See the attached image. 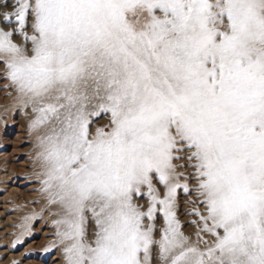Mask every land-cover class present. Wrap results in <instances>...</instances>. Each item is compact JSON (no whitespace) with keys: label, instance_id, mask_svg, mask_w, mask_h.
Instances as JSON below:
<instances>
[{"label":"snow or ice","instance_id":"1","mask_svg":"<svg viewBox=\"0 0 264 264\" xmlns=\"http://www.w3.org/2000/svg\"><path fill=\"white\" fill-rule=\"evenodd\" d=\"M0 7L6 87L31 109L39 191L57 209L42 252L59 246L63 264H264V0ZM46 210L22 218L13 248Z\"/></svg>","mask_w":264,"mask_h":264},{"label":"rangeland","instance_id":"2","mask_svg":"<svg viewBox=\"0 0 264 264\" xmlns=\"http://www.w3.org/2000/svg\"><path fill=\"white\" fill-rule=\"evenodd\" d=\"M4 10H6V9L0 7V11H4ZM16 39L19 40V37H16ZM3 71H4L3 65L0 64V109H1L0 111H3V112H0V120H1L0 121V126H1V128H0V135H1L0 136V144H1L0 145V160H1L0 161V264H12V262L14 260L20 261V264H63V256H62L63 254H61L62 250H60V253H58V248H57L58 246L56 248L52 249L48 253L42 252L43 248H32V247H30V244L33 242V240L39 241V242L42 241V243H45L46 241L51 242V241H55V239H56V237L54 235L55 232L50 230V228L46 227L47 226L46 222L43 223L42 220H40L41 219L40 216L37 217L36 221L33 222V236L31 238H27L26 243H24L23 246H16L15 248H13V246H12V242L15 239L17 232L20 230L18 227L19 223H17V220L19 222L20 218L28 215V212H29V214H31V212H38L39 211L37 208V204H38L37 201L38 200H36V198L41 193L38 190L39 189L38 187H40V184H38L39 180L37 179L38 175L35 173H32L33 172L32 170L36 171V170H38L37 168H39L38 165L36 166V164L34 162L35 156H32L33 151L37 152V150H38L37 147L35 146V144H36L35 143L36 142L35 134L34 133L31 134V132L29 131V128L27 127L29 125V122L26 120V118H24V123H25L24 126L25 127L20 126V124H19L20 108L18 107V105L16 106V108L14 107V110H12V112H7V110H4L5 106L10 102L9 100H12L14 102L15 98H13L14 96L11 97V94H10V93H12L11 91L13 90V88L6 87V85L9 84V81L4 78ZM5 88H8L9 91H8V89H5ZM2 90H4V91H2ZM6 102H7V104H6ZM4 111H6V112H4ZM7 113H9V114H7ZM102 124H103V121H102V117H101L99 120L96 121V125H102ZM5 128H7V129H5ZM27 135H29V136H27ZM4 137H5V139H4ZM33 138H34V140H33ZM13 141L17 142L16 146H18L22 149L17 148L15 146V142H13ZM3 142H5V143H3ZM2 144H4L5 146H2ZM27 144L29 145L28 147H27ZM32 146L34 147V149ZM26 148H29V149H26ZM35 149H37V150H35ZM24 150L25 151L27 150V152H25ZM11 151H14V152H11ZM28 151H30V152H28ZM36 152H34V153H36ZM7 156H9V157H7ZM32 161L34 162V164ZM9 165H14L16 167L17 172L15 171L14 175H13V173L10 176L8 175L9 174ZM30 166L33 169H31ZM30 171H32V172H30ZM19 172H22L20 174L21 176L16 175ZM28 172H29V174H28ZM14 190H15V192H14ZM37 190H38V192H37ZM24 192H25V194H24ZM14 194H16L17 196ZM20 196H22L23 198L21 199ZM34 198H35V200H34ZM16 206H17V208H16ZM21 206H22V208H21ZM24 206L27 208L25 209ZM28 206L30 207V209L28 208ZM39 225H41V226L39 227ZM42 237H44V238H42ZM40 239H41V241H40ZM29 251L33 252L34 254L25 257V253L29 252Z\"/></svg>","mask_w":264,"mask_h":264},{"label":"bare ground","instance_id":"3","mask_svg":"<svg viewBox=\"0 0 264 264\" xmlns=\"http://www.w3.org/2000/svg\"><path fill=\"white\" fill-rule=\"evenodd\" d=\"M2 88V87H1ZM4 88V87H3ZM5 89H8V88H5ZM2 91H4V90H2ZM7 91V90H6ZM8 91H9V89H8ZM12 93H10L11 94V97H13V98H15V101L13 102L12 100H9L10 102L7 104V102H6V106H5V108H4V110H7V112H12V110H14V107L16 108V106H17V102H16V92H15V90L13 89L12 91H11ZM5 94V93H4ZM9 95V94H8ZM10 97V96H9ZM10 97V98H11ZM5 98V97H4ZM12 101V102H11ZM4 102V101H3ZM5 103V102H4ZM3 103V104H4ZM18 109V108H17ZM1 110V109H0ZM3 110V109H2ZM19 110V109H18ZM0 112H3V111H0ZM4 112H6V111H4ZM7 114H9V113H7ZM19 115H20V120H19V124H20V126L22 127V126H24L25 125V123H24V118H26V120L29 122L30 121V119L32 118V113H31V109H27V110H25V109H22V108H20V113H19ZM7 116V115H6ZM5 116V117H6ZM9 116V115H8ZM3 117V116H2ZM1 117V118H2ZM10 117V116H9ZM14 117V116H13ZM9 119V118H8ZM14 119V118H13ZM5 120V119H4ZM15 120V119H14ZM1 121V120H0ZM102 121H103V123H105V121H106V117H102ZM27 123V122H26ZM18 124V123H17ZM5 125V124H4ZM8 125V124H7ZM6 125V126H7ZM5 126V127H6ZM18 126V125H17ZM95 126L96 125H94L93 126V129L95 128ZM19 127V126H18ZM25 127V126H24ZM28 127V126H27ZM0 128H1V126H0ZM20 128V127H19ZM5 129H7V128H5ZM18 129V128H17ZM4 130V129H3ZM3 132V131H2ZM5 134V133H4ZM32 134V133H31ZM34 135V134H33ZM1 136V135H0ZM4 136V135H3ZM2 136V137H3ZM27 136H29V135H27ZM1 137V138H2ZM4 139H5V137H4ZM18 139V138H17ZM29 139V138H28ZM16 140V139H15ZM20 140V139H19ZM33 140H34V138H33ZM36 140V139H35ZM6 141V140H5ZM13 142H15V141H13ZM34 142V141H33ZM3 143H5V142H3ZM16 143L17 142H15V146H16ZM20 143V142H19ZM18 143V144H19ZM36 143V142H35ZM12 144V143H11ZM1 145V144H0ZM32 145V144H31ZM2 146H5L4 144H2ZM29 145L27 144V147H28ZM34 146V145H33ZM32 146V147H33ZM35 146H36V144H35ZM17 148H20V147H18V146H16ZM26 147V146H25ZM8 148V147H7ZM14 149V148H13ZM20 149H22V148H20ZM26 149H29V148H26ZM33 149H34V147H33ZM35 150H37V149H35ZM25 151V150H24ZM33 151V150H32ZM11 152H14V151H11ZM25 152H27V150L25 151ZM28 152H30V151H28ZM34 152H36V151H33V153H32V156H36L35 154L36 153H34ZM31 154V153H30ZM29 154V155H30ZM10 155V154H9ZM31 156V157H32ZM7 157H9V156H7ZM12 158V157H11ZM10 159V158H9ZM1 161V160H0ZM3 161V160H2ZM8 162V161H7ZM6 162V163H7ZM33 162V161H32ZM34 162H35V164H36V166L38 165L37 163H36V160H35V158H34ZM34 162H33V164H34ZM12 163V162H11ZM32 164V163H31ZM34 166V165H33ZM31 167V166H30ZM38 167H39V165H38ZM21 168V167H20ZM36 168V167H35ZM31 169H33L32 167H31ZM38 170H36V171H34V170H32V171H30V172H32V173H35V174H38L39 173V171H40V168H37ZM4 170V169H3ZM17 169H16V167L14 166V165H9V176L10 175H12V173H13V175H14V172L16 171ZM19 171V170H18ZM22 171V170H21ZM27 171V170H26ZM17 172V171H16ZM22 172H19V173H17L16 175L17 176H19L20 174H21ZM31 173V174H32ZM26 174V173H25ZM28 174H29V172H28ZM21 176V175H20ZM16 177V176H15ZM14 178V177H13ZM34 179V178H33ZM38 179V178H37ZM31 180V179H30ZM39 180V179H38ZM37 183V182H36ZM35 183V184H36ZM38 184H40V183H38ZM13 187V186H12ZM37 187V186H36ZM40 187H41V185H40ZM40 187H38L39 189H40ZM14 188V187H13ZM38 189V190H39ZM11 190V189H10ZM38 190H37V192H38ZM14 192H15V190H14ZM22 192V191H21ZM40 192V191H39ZM18 194V193H17ZM24 194H25V192H24ZM40 194V193H39ZM38 194V195H39ZM14 195H16V194H14ZM27 195V194H26ZM25 195V196H26ZM17 196V195H16ZM31 196V195H30ZM21 197V199L23 198L22 196H20ZM34 197V196H33ZM19 198V197H18ZM29 198V197H28ZM194 198V197H193ZM33 200V199H32ZM34 200H35V198H34ZM36 200H38L37 201V208H38V212L37 213H40L41 212V210L43 209V208H45V207H47V210L46 211H43L42 212V215L40 216V220H42V222L44 223V222H46V227L47 228H50V230H52V231H54L55 232V228L52 226V219H54L55 217L52 215V213L53 212H55L57 209L54 207V206H47L46 205V202H45V199H44V197H42V194H40L39 196H37V198H36ZM189 200V196H185V195H183V194H181L180 195V201H181V207H180V219H181V222L185 225L184 226V231H185V233L186 234H191L193 231H194V229H193V227L190 225V224H188L187 223V221L188 220H190V219H192V217H189V216H186V215H184L183 213H184V211L188 208V207H190V205H188V203H187V201ZM30 201V200H29ZM21 202V201H20ZM19 202V203H20ZM19 205V204H18ZM17 205V206H18ZM17 206H16V208H17ZM20 206V205H19ZM25 207V206H24ZM202 207V206H201ZM21 208H22V206H21ZM27 207H25V209H26ZM28 208L30 209V207L28 206ZM24 210V209H23ZM32 210V209H31ZM30 210V211H31ZM27 211V210H26ZM35 211V210H34ZM21 213V212H20ZM27 213V212H26ZM31 213H33V212H31ZM28 215H29V212H28ZM23 218V217H22ZM22 218H20V220H19V222H18V220H17V223H19V225L21 224V222H22ZM13 220V219H12ZM34 221H36V220H34ZM33 221V222H34ZM16 223V224H17ZM162 220H160L159 222H158V227H160V226H162ZM41 225H39V227H40ZM19 227V226H18ZM35 229V228H34ZM49 230V229H48ZM20 231V230H19ZM18 231V232H19ZM18 232H17V234H18ZM53 232V233H54ZM42 238H44V237H42ZM41 238V239H42ZM157 238H159V234L157 233ZM41 239H40V241H41ZM43 240V239H42ZM51 242H53V241H51ZM50 241H46L45 243H42V241L41 242H39V241H34L33 240V242L30 244V247H32V248H45L47 245H49L50 243H51ZM28 246V245H27ZM58 248V253H60V250H61V248L58 246L57 247ZM34 250V249H33ZM36 252V251H35ZM62 254V253H61ZM63 256V255H62Z\"/></svg>","mask_w":264,"mask_h":264}]
</instances>
